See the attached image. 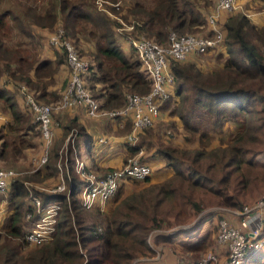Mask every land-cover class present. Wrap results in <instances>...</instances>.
Listing matches in <instances>:
<instances>
[{"label":"trees","instance_id":"1","mask_svg":"<svg viewBox=\"0 0 264 264\" xmlns=\"http://www.w3.org/2000/svg\"><path fill=\"white\" fill-rule=\"evenodd\" d=\"M96 1L0 0V104L9 119L6 124L0 122V160L22 157L36 144L33 140L37 125L30 116L35 117V114L25 105L23 97H16L14 89L26 85L36 100L56 106L61 103L70 82L71 74L68 81L61 76L64 70L67 72L65 65L68 66L65 57L60 55L62 49L55 48L54 60L43 58L42 40L36 31L46 35L55 27H61L65 37L74 41L80 56H89L91 68L83 78L101 111L124 108L128 92L147 94L151 90L152 81L138 53L125 40L144 37L165 46L172 32L179 36L211 35L208 16L215 0H106L122 2L119 10H111L133 27L125 34L117 30L123 24L99 10ZM6 4L12 9L5 7ZM15 6L19 13L15 12ZM219 25L224 32V44L220 49L202 54L213 55L215 65L211 69L202 68L197 61L201 55H190L183 62L172 61L170 68L175 73V82L169 98L160 105L158 117L164 111L179 119L186 132L199 137L202 149L180 150L160 142L154 152L167 160L173 176L162 183L143 187L140 192L117 197L108 210H93L97 212L95 221L88 225L81 215L86 211L79 198L84 179L75 170V156L80 158L78 147L81 145L90 152L95 143H102L77 118L57 126L60 119L53 109L55 145L50 151V161L42 171L17 176L9 187L8 196L1 197L0 202H6L11 212L0 227V264H84V255L78 248L87 251L89 264H132L138 257L154 255L149 235L172 228L169 215L174 213L176 221L182 222L188 206L197 213L202 211L200 194L220 196L219 206L243 207L242 201L225 191L234 183L247 190L256 180L264 178L257 163L248 158V146L259 139L257 132L262 129L259 123L264 121V26L254 24L239 8L224 14ZM77 107H82L89 116L82 103L62 109ZM103 117L110 124L105 127V137L110 134L124 137L131 132V119ZM202 117L208 127L198 125ZM228 123L238 125L237 135L230 142L209 147L213 140L211 132H223ZM153 125L140 134L141 145L131 146L125 140L127 158L137 154L142 146L152 150L155 145L150 139ZM73 130L77 131V147L75 142L74 147L68 143L69 157L60 168L58 159L63 151L60 147ZM39 131L42 135L41 129ZM85 169L105 175L115 168L100 171L87 163ZM61 173L70 190V203L67 191H49L58 182L49 189L33 187L29 191L25 186L24 179L48 184L60 178ZM150 176L143 182H150ZM129 181H124L120 190ZM31 195L40 198L43 204L62 205L56 239L41 246H31L25 241L29 229L26 217L35 211ZM224 215L226 213L220 214L219 220ZM209 217L201 219L199 225L208 222ZM195 229L161 234L156 243L174 244L176 236L185 235L178 244L186 251L205 250L211 245L212 234L199 235L194 233ZM245 264H264V251L249 257Z\"/></svg>","mask_w":264,"mask_h":264},{"label":"built area","instance_id":"2","mask_svg":"<svg viewBox=\"0 0 264 264\" xmlns=\"http://www.w3.org/2000/svg\"><path fill=\"white\" fill-rule=\"evenodd\" d=\"M238 1L215 0V5L208 16V31L211 33L209 36L198 34L179 36L172 32L169 35V44L165 46L148 38L131 37L128 44L138 53L144 69L152 81V86L147 94L128 92L126 94V106L113 111H101L99 109L98 101L86 88L83 78V75L90 71L91 64L80 56L74 41L65 37L64 29L58 28V31L51 35L48 41L52 46L64 50L71 74L60 108H69L82 103L86 106L89 116L93 118L104 115L110 117L123 116L125 119H131L133 126L131 132L125 136V140L129 145L139 146L137 142L140 134L158 119L161 103L168 99L171 94L175 82V73L170 68L172 61L183 62L190 55H202L211 50L220 49L224 44V32L219 21L224 14L232 13L239 8ZM104 3L105 1H98L99 7L97 6V8L123 24L122 28L117 29L118 32L121 33L126 28L133 29L132 26H128L123 20L116 17L111 9H106L103 6ZM111 4L112 8L116 10L121 7L120 2ZM20 89L24 95L25 105L34 112L42 132L43 152L34 159V164L42 167L47 163L55 141V130L52 126L53 109L52 106L36 100L26 86L21 85ZM0 122H7V117L2 113H0ZM76 133V130L72 131L67 137L65 145ZM99 141L101 143L107 142L104 138ZM62 153L61 151V155ZM142 153L143 151L139 150L121 167L115 168L105 175L86 171L87 162L76 155L75 170L84 179V185L79 196L82 207L86 210H94L95 208L103 210L106 208L107 202L120 190L124 181L147 179L152 174V168L140 158ZM64 154H66L64 160V164H66L67 149H65ZM61 166L62 163L60 168ZM19 174L21 175L20 172L12 169L0 168V194L9 190L12 181ZM28 184L26 182V185ZM49 191L58 193L67 191V200L70 203V190L67 188L62 173L58 185ZM31 199L35 211L27 214L26 220L29 223V229L25 235V241L31 246L48 244L56 238L62 205L60 203L43 204V201L34 195H31ZM226 210L229 216L223 217L219 221L218 245L223 247L228 254L227 264H245L249 257L264 251V196L253 204L244 205L239 210ZM80 252L84 255V264H89L87 253L83 250ZM216 258V255L212 253L207 259L200 262L179 261L176 264H210ZM140 261L141 259H137L133 264H138L137 262Z\"/></svg>","mask_w":264,"mask_h":264},{"label":"rangeland","instance_id":"3","mask_svg":"<svg viewBox=\"0 0 264 264\" xmlns=\"http://www.w3.org/2000/svg\"><path fill=\"white\" fill-rule=\"evenodd\" d=\"M98 1H105V3L103 4V6L106 9H111L112 8V4L111 3H116V2H111L108 1L106 2V0H97L96 1V5ZM122 4L121 1H118ZM99 7V5H97ZM5 7H8V9H12L10 4H6ZM15 9L17 13H19V8H17L15 6ZM58 28L60 27H55L54 29L48 31V37L47 34L44 35L42 34L40 31H36L37 36L39 35V37L42 40V47H41V52H43V50L46 49V44L47 43L52 49H54L55 51L57 49H55L56 47L52 46L49 41H47V39L49 40V37L53 34H55L58 30ZM33 33L35 30H32ZM122 31V30H119ZM127 32H131V29L126 28L125 31L121 32V34H125ZM120 33V32H119ZM142 38V37H139ZM128 41L129 40H125ZM127 43L124 44V47L126 48ZM64 50H62V52L60 53V55L63 57H65L66 59V54L63 53ZM131 54L134 55L135 57H137V55L131 51ZM85 59L91 63V59L89 58L88 55H84ZM212 54L209 55H204L200 58H198V62L201 64L202 68L205 69H211L212 66L215 65L214 63V59L212 58ZM138 58V57H137ZM92 64V63H91ZM66 66V70H67V75L66 73L63 71V73L61 74L62 78L64 77L65 79L69 78V74H70V70L69 67L67 65ZM63 69V68H62ZM65 69V68H64ZM26 86V85H24ZM27 87V86H26ZM27 89L32 92V90L30 88L27 87ZM53 88H49V90H52ZM14 92H16V97L21 98L23 97V93L21 91V89L16 88L14 89ZM33 93V92H32ZM44 103V102H43ZM47 104V103H44ZM61 104V103H60ZM60 104H57L56 106L47 104L52 106V109L54 110H60L62 108H60ZM0 113L4 114L3 109H2V105L0 104ZM5 116V114H4ZM30 116H32V119L34 121V123L37 125V128L35 130L36 136L34 137L35 141L34 143V147H32L29 150L25 151V155L22 157H18V158H12L10 157L7 160H0V167L1 168H5V169H12L14 171L20 172L21 175L19 174L18 176H25V175H31L33 173H36L38 171H42L44 170V167H38L34 164V159L38 158L40 156V151H42V149L44 148L43 145V141H42V137L40 135V127L38 122L36 121V117H34L33 114H30ZM55 117V115H54ZM56 119V118H53ZM9 122V119L7 118V122H3V124H6ZM202 124V126L208 127V123L205 120V118L202 117V121H198V125ZM260 126L262 127V129L257 132L258 133V137L259 139L257 141H255L254 144H250L248 147L250 149V152H248V158L253 159L256 163H257V168L258 170H260L261 173L264 172V121L260 123ZM181 121L179 119H176L174 117H171L168 112H164L162 111V114L160 116V118L154 123L153 127H152V138H150L155 145L152 146V150H149L148 148L145 147V149L147 150L145 153L143 152L140 155V158L143 159H148L150 162H148L146 160L147 163H149L152 167V174L150 176V182H143V181H129L127 182L122 188L121 190L118 192L117 195H115V197H113L111 200H109L106 204V208H104L102 211L104 210H108L109 208H112L113 205V201L118 197V198H122L124 197L126 194H129L131 192H140L142 190V188L147 187L150 184H158V183H162L164 182L165 179H169L170 176H173V170L167 165V160L164 158H161L160 154H155L154 150L157 149L158 145L160 144V142H162V144L164 146H168V147H172L175 149H180V150H186V151H194V150H200L202 149V144L200 143L199 137H195L194 135L186 132V130L181 126ZM240 128L238 127L237 124H233V123H228L226 128L224 129L223 132L221 133H213L212 137V143L209 147L211 146H218L220 145V143H227L230 142L239 132ZM77 135V134H76ZM76 135H74V137L71 138V140L68 141V143H72L73 147H74V142H75V146L77 147V137ZM106 135V134H104ZM114 135V134H113ZM109 137H114V136H110ZM108 137V138H109ZM142 136H139V140L137 142L138 145H141V141H142ZM77 139V140H76ZM68 143L67 145H65V142L63 143V145L60 147V150L62 149L63 153L61 155V157L58 159V167H60L61 163H65L62 162L63 160H65V149H67L68 151ZM55 145V141L52 145V149ZM97 144H95L94 146H96ZM59 150V151H60ZM78 153L80 155V157L86 161L87 163H89L90 160V154L87 151L85 146H80L78 147ZM76 154V152H75ZM51 156V155H50ZM50 156L49 159L47 161V163L50 161ZM134 156V155H132ZM129 156L127 158V160L132 157ZM138 156V155H136ZM69 157V155L67 154V158ZM141 160V161H142ZM162 162H159L161 161ZM90 164V163H89ZM215 176L219 177V174H216ZM263 178V177H262ZM24 179V178H23ZM25 182V186L26 188L30 191L32 190L33 187H45V188H52L54 185L57 184L58 180L57 178L52 179L51 181H49L48 184L43 183L42 182H38V183H34V181H28L26 179H24ZM26 182L29 183L28 185H26ZM215 183V182H214ZM226 194L230 195V196H235L239 201H242L243 206L244 205H250L253 204L254 202H256L258 199H260L261 197L264 196V178L263 179H259L256 180V182H254L253 185L250 186L249 189L247 190H242L240 188V186L237 183L231 184L228 187V190L225 191ZM9 191H7L5 194L0 195V200L1 197L3 196H8ZM213 193V192H212ZM214 194V193H213ZM199 196H201L202 199V211L200 213H197L195 211V209H193L191 206H188L186 209V214L184 216H182V222H178L176 221V215L173 213L171 215H169V222L173 223L172 228L170 229H164L162 231L160 230H156L153 231L152 233H150L149 235V241L150 243H152V245H155V253H161L164 251V249H169L170 251H174V253H176L177 255L180 256V261H192V262H200L203 261L205 259L208 258V256H210V254L212 255L215 254L216 255V260L213 261L210 264H219L220 261V248H222L220 245H218L217 242V235H218V228H219V215H223V213H226V209L228 210H237L236 208H231V207H223V206H219V197H215L214 196H208V194L203 195L200 194ZM30 197V196H29ZM27 197V198H29ZM223 201V200H222ZM96 209V208H95ZM94 209V210H95ZM98 209V208H97ZM101 210V209H100ZM239 210V209H238ZM11 212L9 205L7 206L6 202H0V227L3 224V220L6 218L7 215H9ZM97 212L93 211V210H86L84 212V214H81L82 217H84L87 221L86 224H90L91 222L95 221V214ZM219 213V214H218ZM212 215V216H211ZM208 216L209 217V221L199 225V221L201 219H206ZM229 216V213H226V215H224V217ZM196 228L194 233L197 234H203L205 232H210L212 234V242L211 245L208 246L205 250H201V251H197V252H192V251H186L182 246H180L178 244V242L180 243L182 241V239H185V235H179L176 236V240L174 244H157L156 240L157 238L160 237L161 234H173V233H181V231L186 230V229H191V228ZM56 239V238H55ZM28 249H32V247L28 246ZM164 247V249L162 248ZM79 251L81 250L80 248H78ZM163 250V251H162ZM87 253L86 250H83ZM226 252V250H225ZM227 255V261L225 264L228 263V254L226 252ZM137 259H148V257H138ZM134 260V261H135ZM133 261V263H134ZM132 263V264H133ZM138 263V262H137ZM136 264V263H135Z\"/></svg>","mask_w":264,"mask_h":264},{"label":"crops","instance_id":"4","mask_svg":"<svg viewBox=\"0 0 264 264\" xmlns=\"http://www.w3.org/2000/svg\"><path fill=\"white\" fill-rule=\"evenodd\" d=\"M238 4H239V9L242 10L251 19V21L254 24H256L259 27L264 26V0H239ZM48 36L49 35L47 33V37ZM45 44L47 46L46 49L43 50L42 52L43 58L54 60L56 58L55 50L52 49L47 43ZM56 112L58 114L57 117H59L60 119V121H57L56 124L57 126H61L62 124H65L67 121H69L72 118H77L80 123L86 126L88 131L94 136L95 139L100 140L101 138H104L107 141L106 143H102V144L95 143L97 145L93 146L91 151L89 152L90 160H91L89 162L90 163L89 165H91L92 168L93 167L98 168L100 171H103L107 168H117L123 165L125 159L128 156L127 148L125 147L126 135L124 137H119L111 134V136L114 137H109L110 135L105 137V135L103 134L105 131V127L109 126L110 124L109 121L103 117L104 115H99L98 117L91 118L90 116L87 115L86 111L82 107H77L69 110L56 109ZM139 150L140 151L142 150L144 153L147 151L143 146L140 147ZM42 152L43 149L42 151H40V155L42 154ZM146 160L150 162L148 159H143V161L146 164L150 165L149 163L146 162ZM159 162H162V160ZM57 180L60 181V178H58ZM150 244L152 248L155 250L156 248L155 245H152V243ZM162 248L164 249V247ZM220 249L221 250H220L219 264H225L227 261V255L223 247ZM179 261H180V256L174 253V251L172 250L170 251L169 249L166 248L164 249L163 252L158 254L156 252L151 257H148V259L141 260L140 262H138V264H176Z\"/></svg>","mask_w":264,"mask_h":264}]
</instances>
